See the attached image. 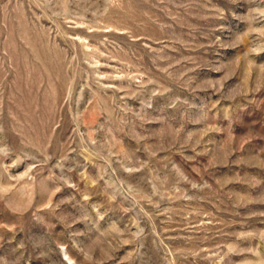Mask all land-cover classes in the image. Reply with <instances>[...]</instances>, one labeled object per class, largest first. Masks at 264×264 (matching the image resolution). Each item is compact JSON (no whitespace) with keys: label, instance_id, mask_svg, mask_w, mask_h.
<instances>
[{"label":"rangeland","instance_id":"374dc122","mask_svg":"<svg viewBox=\"0 0 264 264\" xmlns=\"http://www.w3.org/2000/svg\"><path fill=\"white\" fill-rule=\"evenodd\" d=\"M0 264H264V0H0Z\"/></svg>","mask_w":264,"mask_h":264}]
</instances>
